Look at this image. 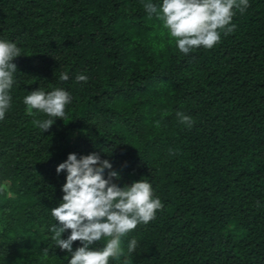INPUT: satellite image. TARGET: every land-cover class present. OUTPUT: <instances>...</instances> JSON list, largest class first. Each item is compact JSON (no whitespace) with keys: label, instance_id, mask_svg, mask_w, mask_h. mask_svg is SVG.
Masks as SVG:
<instances>
[{"label":"trees","instance_id":"obj_1","mask_svg":"<svg viewBox=\"0 0 264 264\" xmlns=\"http://www.w3.org/2000/svg\"><path fill=\"white\" fill-rule=\"evenodd\" d=\"M146 2L0 0V39L23 54L0 120V264H68L49 231L66 182L56 167L92 152L118 186L147 180L163 204L109 264H124L132 238L129 264H264V0L236 11L212 49L187 55ZM55 88L72 96L70 120L42 132L33 121L49 117L29 116L24 98Z\"/></svg>","mask_w":264,"mask_h":264},{"label":"clouds","instance_id":"obj_2","mask_svg":"<svg viewBox=\"0 0 264 264\" xmlns=\"http://www.w3.org/2000/svg\"><path fill=\"white\" fill-rule=\"evenodd\" d=\"M249 6V0H162L158 12L150 0L143 4L149 16L156 14L163 22L170 37L176 38L179 51L185 55L200 46L205 49L216 46L221 41V34L226 36L234 32L236 25L231 21L236 11L243 14ZM21 55L22 50L16 43L0 39V120L11 107L10 90L16 83L18 72L13 60ZM59 78L67 81L69 76L62 72ZM75 79L86 83L88 77L78 74ZM71 102V94L63 88L49 92L38 89L24 98L29 116L43 114L49 117L33 121L42 132L50 128L54 118L65 122L70 120L65 108ZM176 115L189 130L194 126L191 116L181 112ZM62 171L66 172V182L61 189L64 195L61 203L51 211L58 223L51 225L49 231L55 247L70 254L68 264H109L110 258L119 260L124 256L122 237L138 224L147 225L155 219L157 211L163 209L161 200L154 197L147 180L118 186L114 181L120 179L119 173L96 152L79 157L76 153H69L56 167L57 174ZM66 230L70 233L64 239L62 234ZM103 237L110 239L101 248L93 247ZM74 241L81 242L75 250L72 247ZM137 247V239L132 238L127 245L128 256L124 264H129ZM47 255L48 249H45L44 256Z\"/></svg>","mask_w":264,"mask_h":264}]
</instances>
